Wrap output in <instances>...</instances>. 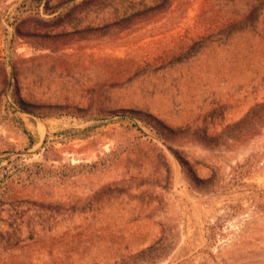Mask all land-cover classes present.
<instances>
[{
    "label": "rangeland",
    "instance_id": "1",
    "mask_svg": "<svg viewBox=\"0 0 264 264\" xmlns=\"http://www.w3.org/2000/svg\"><path fill=\"white\" fill-rule=\"evenodd\" d=\"M57 1L0 0V264H105L157 242L174 245L147 264H264V126L223 133L251 103L247 67L170 52L202 0L119 25L114 0L82 32L51 26Z\"/></svg>",
    "mask_w": 264,
    "mask_h": 264
},
{
    "label": "trees",
    "instance_id": "2",
    "mask_svg": "<svg viewBox=\"0 0 264 264\" xmlns=\"http://www.w3.org/2000/svg\"><path fill=\"white\" fill-rule=\"evenodd\" d=\"M176 1L178 0H117L114 25L131 21L138 23L152 21L169 15ZM57 2L52 7L46 2L43 6L44 12L55 14L51 25L53 28L68 29L66 28L68 26L69 32L99 30L101 25L95 27L85 25L80 28L79 25L81 21L87 20L88 16L103 15L110 2L114 4V0H58ZM64 4L71 6L57 13ZM45 27L47 28L42 26ZM194 28L196 32L194 37L188 35L182 41L175 43L176 46L178 45L177 53L170 51L173 54L172 58L175 57L173 60L183 57L189 59L204 51L235 52L236 61L244 63L247 67V76L251 85V103L242 117L226 126L223 133L227 138L231 134L230 130L233 132L241 126H246L249 133L255 134L264 126V0H202L195 16ZM143 123L165 142L163 128L167 127L161 121L155 117H148L147 121L143 119ZM29 140L30 145L35 143L32 135ZM176 158L182 163L179 157ZM93 166L94 164L91 165ZM173 245H162L157 242L140 250L129 259L107 261L105 264L153 263L156 260L155 257L150 256V253L155 252L158 258H162L168 255Z\"/></svg>",
    "mask_w": 264,
    "mask_h": 264
}]
</instances>
